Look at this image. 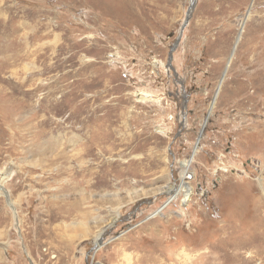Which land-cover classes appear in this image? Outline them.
<instances>
[{"label": "rangeland", "instance_id": "obj_1", "mask_svg": "<svg viewBox=\"0 0 264 264\" xmlns=\"http://www.w3.org/2000/svg\"><path fill=\"white\" fill-rule=\"evenodd\" d=\"M225 1L0 0V264H264V0Z\"/></svg>", "mask_w": 264, "mask_h": 264}, {"label": "bare ground", "instance_id": "obj_2", "mask_svg": "<svg viewBox=\"0 0 264 264\" xmlns=\"http://www.w3.org/2000/svg\"><path fill=\"white\" fill-rule=\"evenodd\" d=\"M225 1V0H224ZM229 2V0H226L225 2H224V4L226 3H228ZM231 4V3H230ZM248 18H250V16L248 15V16H246V17H244L243 19H242V21H241V23H240V27H239V32H238V34H237V36H236V38H235V42H234V44H233V48H232V50H231V55L229 56V58H228V60H227V64H226V67H225V70H224V72H223V77H222V79H224V76L226 75V73H227V71H228V69H229V67H230V64H231V61H232V59L234 58V54H235V52H236V50H237V48H239V47H237V45H238V43H239V41L241 40V38H242V35H243V32H245V26H246V22H247V20H249ZM264 19V18H263ZM262 19V20H263ZM255 25L257 24L258 26L260 25L259 23L260 22H258V21H254L253 22ZM251 25H252V23H251ZM251 28V27H250ZM256 29H257V27H256ZM249 30V29H248ZM252 30H254V29H252ZM248 33V32H247ZM246 33H244V38L245 39H243V41L244 42H242L241 44H240V47H241V50H240V52H242V51H245V49L247 48L248 50H249V46H250V40H248V38H249V36L251 35V32H249V34H246ZM261 47V46H260ZM12 74L13 75H18V71H15V70H13L12 71ZM221 82H222V80H221ZM221 82H219V86H218V88H217V90H216V93H215V96H214V98H213V100H212V103L210 104V111L211 110H213V108H214V106H215V104H216V102H217V100H218V97H219V95L221 94V86H222V84H221ZM19 87L20 88H22L23 87V84H20L19 85ZM228 87V86H227ZM51 89V88H50ZM53 89V88H52ZM20 90V89H19ZM22 90V89H21ZM20 90V91H21ZM18 91V90H17ZM223 92V91H222ZM21 94V93H20ZM49 94V93H48ZM54 95V94H53ZM64 96V95H63ZM61 97V100H62V102H65L66 100H67V97L65 96V97ZM57 101V100H56ZM50 102H51V100H50ZM57 103H58V101H57ZM206 121H207V119L205 120V122H204V124L206 123ZM201 137H202V132H200L199 134H198V137H197V140H201ZM37 138L38 139H41L42 137L41 136H37ZM95 139H96V136L94 135V137H92L91 139H90V143H93L94 141H95ZM49 141V140H48ZM47 141V142H48ZM86 144V143H85ZM49 146H50V144H46V146L45 147H43L41 150H38V152H43V153H45V151H42L43 149H45V150H48L49 149ZM198 148H199V146H194V149H193V152H192V156H195L197 153H198ZM84 151H85V149H84ZM39 153V154H40ZM189 162H191V161H188V162H186V163H184L183 165H184V168H185V170L183 169L182 171L183 172H181V174L179 175V177H178V179H179V184L177 185V184H175V185H173L172 183H170V186H168L167 187V190H165L164 192L165 193H171L172 194V196L170 197V199L171 200H173V199H176L178 196H181V197H183V201H182V203L183 204H185V203H187L189 200H190V198H191V195H192V188H189V187H187V184L188 183H186L185 182V179H188L186 176H189L190 174H189V172H191V171H187L189 168H187L188 166H189ZM221 170H225V169H222V168H220ZM263 169H264V167H263ZM81 172H79V174H80ZM78 174V175H79ZM185 177V178H184ZM4 180H5V178H4V176H1L0 177V186H2V183L4 182ZM135 195V194H134ZM131 201H132V199H131ZM8 202V206L9 207H11L12 208V205H11V203L9 202V201H7ZM119 207V206H118ZM68 209V208H67ZM118 209L119 208H116L115 209V212L112 214L111 213V221H110V223H108V225L107 226H110V225H112V224H114V222H116L117 220H118V218H119V211H118ZM65 211V210H64ZM69 211H75L74 210V208L73 207H71L70 208V210ZM50 214H51V212H50ZM70 214V213H69ZM55 215V212L52 214V216H54ZM71 215V214H70ZM62 216V215H61ZM57 219V218H56ZM98 219V218H97ZM264 220V219H263ZM90 222V221H89ZM262 222L263 221H261L260 222V224H262ZM75 224V223H74ZM86 222L84 223V222H80V223H78L77 225H79L81 228H84L85 229V231L86 232H89V230H88V226L86 227ZM92 224L94 225L95 224V219L92 221ZM264 224V223H263ZM256 226V225H255ZM254 226V227H255ZM259 227V226H258ZM80 229V228H79ZM106 229V227H104L103 229H101V231H99V232H97V233H95L94 234V239H95V244H96V247H95V250H97V246H98V242L100 241V238H101V236H102V232L104 231ZM261 229V228H260ZM257 230V229H256ZM259 234H260V240H261V242L263 243H261V245H260V247L262 248V251L260 252L261 253V257L262 258H264V231H262V232H260L259 231ZM86 237H87V235H86ZM249 237V236H248ZM258 237V236H257ZM83 238H85V237H83ZM93 238V237H92ZM248 240V239H247ZM95 252V251H94ZM231 254H232V252H231ZM253 254V253H252ZM240 255V254H239ZM255 255V254H254ZM243 256V255H242ZM239 257V256H238ZM244 260V259H243ZM213 261H215V260H213ZM216 262V261H215Z\"/></svg>", "mask_w": 264, "mask_h": 264}, {"label": "water", "instance_id": "obj_3", "mask_svg": "<svg viewBox=\"0 0 264 264\" xmlns=\"http://www.w3.org/2000/svg\"><path fill=\"white\" fill-rule=\"evenodd\" d=\"M189 13H190V11H189ZM189 13H188V15H187V18H186V20L188 19V17H189ZM101 240V239H100ZM98 244H100V241L98 242Z\"/></svg>", "mask_w": 264, "mask_h": 264}]
</instances>
